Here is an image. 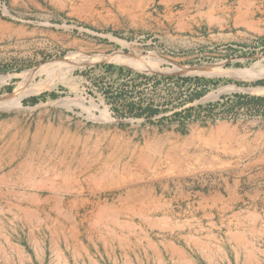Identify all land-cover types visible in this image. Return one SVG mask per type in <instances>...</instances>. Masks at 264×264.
<instances>
[{
	"label": "rangeland",
	"instance_id": "obj_1",
	"mask_svg": "<svg viewBox=\"0 0 264 264\" xmlns=\"http://www.w3.org/2000/svg\"><path fill=\"white\" fill-rule=\"evenodd\" d=\"M0 1L5 6L0 8V74L10 75L6 82L0 83V98L7 94L0 102V114H5L0 115V165L11 153L25 154L31 163L44 170L48 184L44 196L49 198L39 211L44 222L34 226L19 223L18 210L7 208L2 202L1 224L10 237L25 244L33 231L46 244L56 241L65 258L95 254L102 264H114L111 259L114 252L118 256L122 251H114L113 246H126L133 236L140 245L135 250L140 264H152L155 257L152 249L147 248L146 239L158 243L167 238L181 248L182 255L171 259L158 244V255L163 256L165 264H208L213 255L216 264H226L228 260L241 264L242 257H227L226 252L211 250L207 245L196 249L183 240L181 235L192 228L181 222L196 214H183L179 189L183 180H189L197 172L198 140L202 143L200 132L205 127L218 122L233 125L236 133L231 153L238 164L256 152L252 130L264 121L262 114L244 106L230 111L233 103L230 99L236 92L264 95L252 91L264 86L221 81L184 106L215 100L222 103L208 114L202 110L197 117L192 112L180 127L171 112L182 108L176 102L178 98L184 99L182 92H187L188 81L173 78L152 82L140 74L197 75L250 83L264 77V40L251 38L246 43L219 44L202 34L191 38L170 34L172 27L163 24L165 0ZM179 5V2L172 4L175 8ZM110 54L126 56L131 62L100 57ZM109 63L122 66L131 74L102 66ZM64 64L68 67L60 69L58 76L54 74L52 88L12 94L22 92L32 83L47 81L46 72L38 73L42 67ZM192 65L213 66H202L197 73L179 72L182 69L179 66ZM109 86L130 89L133 94L163 102V109L156 116L168 117L150 123L141 117L120 116L104 100L103 89ZM51 91L56 97L46 95L35 103L28 102L31 96ZM217 126L219 132L225 130L222 125ZM11 137L25 138V145L3 140ZM50 184H57L55 188L63 185L60 209L49 206L53 201L48 191L52 188ZM95 202L109 207L101 211L102 220L108 223L85 221L70 226L48 219L70 216V203L80 207L78 217L89 219ZM74 214L73 209L71 215ZM166 214L170 219H166ZM132 219L137 223L128 222ZM74 238L86 249L78 245L70 247ZM106 241L112 246L109 259L104 255L100 258L92 247L94 242L104 245L102 242ZM254 261L259 262L260 258ZM248 262L246 259L244 264ZM84 263L87 264L86 258Z\"/></svg>",
	"mask_w": 264,
	"mask_h": 264
},
{
	"label": "crops",
	"instance_id": "obj_2",
	"mask_svg": "<svg viewBox=\"0 0 264 264\" xmlns=\"http://www.w3.org/2000/svg\"><path fill=\"white\" fill-rule=\"evenodd\" d=\"M165 1L167 4L163 24L172 27L170 34L175 36L191 38L194 34H202L219 44L246 43L251 38L264 40L263 0ZM176 2L180 3V7L172 6ZM217 124L222 125L225 130L219 132ZM252 132L254 137L251 141L256 142V152L246 158L243 164L240 162L238 164V160L231 153L234 150L236 133L231 123L218 122L201 130L203 140L202 143L200 139L198 140L197 172L194 176H189V180H183L179 189L181 211L183 214L196 216L182 220L183 226L186 224L192 229L181 237L196 249L207 245L211 250L226 252L227 257L228 255L242 257L244 261L241 264H244L246 259H249L248 264H257L258 261L254 259L258 257L260 258L258 263L264 264V121L255 126ZM225 133H228V137ZM259 133L260 136H257ZM3 140L8 144L14 142L15 145L20 141L19 144L23 146L26 139L11 137ZM10 155V158L0 165V208L4 202L7 208L18 210L20 215L16 218L19 223L40 225L44 219L39 216V211L46 203L44 170L40 169L39 164L31 163L23 153ZM8 156L9 154H6L5 157ZM50 185L52 188L48 191H51L53 201L49 206L60 209L63 207L61 190L55 188V184ZM99 206L101 205L96 204L92 207L89 219L86 217L81 219L76 215L77 209L80 208L77 204H69L70 216L67 218L48 219L52 223L70 226L82 225L85 221L87 224H103L107 221L102 220L104 216L101 211L109 207ZM73 209L75 214L71 215ZM166 219H170L168 214ZM128 222L137 223L134 219ZM1 223L0 219V264H85V258L87 264H102L95 254L87 253V256L76 254L71 259L65 258L56 241H48L46 244L33 231L28 234L25 244H22L13 240ZM137 241L138 239L133 236L132 239H128L126 246L124 244L113 246L114 251H122L118 256L113 251V258L109 252L112 248L110 242H102L104 245L94 242L92 247L100 258L103 255L107 256L114 264H140L135 254V250L140 248ZM146 244L147 248L152 249L155 257L152 264L166 263L163 256L158 255L156 248L158 244L171 259H178L182 255L181 248L167 238L159 240L158 243L146 239ZM69 245L70 247L78 245L86 249L77 238ZM215 258L213 255L211 263H207H218ZM238 263L236 260L233 262L228 260L226 264Z\"/></svg>",
	"mask_w": 264,
	"mask_h": 264
},
{
	"label": "trees",
	"instance_id": "obj_3",
	"mask_svg": "<svg viewBox=\"0 0 264 264\" xmlns=\"http://www.w3.org/2000/svg\"><path fill=\"white\" fill-rule=\"evenodd\" d=\"M106 70H109L110 68L114 67L118 71H124L125 69L122 66H115L111 63L109 64H103L102 65ZM126 72H130L129 70H125ZM141 77H144L146 79H151L152 82H156L160 79H177L181 80L182 82H187L186 84V91L182 92L184 99H180L178 102H176L180 108L179 110H174L171 112L172 116L177 117V121L180 124V127L183 125V123L186 120L190 119L191 113L196 112L197 117L200 115L201 111L204 110L208 113L213 111V108L215 106H218L220 103H222L220 100H215L213 102H207L206 104H196V105H187L184 106L186 103L192 102L195 99L200 98L203 96L208 89H210L213 86L218 85L219 82H234L238 85H262L264 86V77L261 79H257L253 82H244V81H237L233 79H227V78H207L203 76H180V75H151L147 76L144 74H140ZM104 92V100L107 103H111L114 110L117 111V113L120 116H131L135 118H144L147 122H154L161 121L163 118L168 117L165 115H159L161 113L163 102L155 100V98H145L143 96H140L138 94H133L132 90L119 88H111L105 87L103 89ZM180 94V93H179ZM46 95L50 97H56V93L51 92H45L43 94H40L38 96H31L28 99V102L35 103L38 100L44 98ZM226 96H220L221 99H224ZM229 98V97H227ZM233 101L230 107V111H233L234 109H238V107H245L247 109H253L256 112H259L262 114V117L264 119V96L262 95H249V94H242V93H233L232 97L230 99ZM167 103V102H166ZM0 115H5L4 113ZM154 117V118H153ZM181 117V118H179ZM197 117L195 119H197ZM119 125H122V123H119Z\"/></svg>",
	"mask_w": 264,
	"mask_h": 264
},
{
	"label": "bare ground",
	"instance_id": "obj_4",
	"mask_svg": "<svg viewBox=\"0 0 264 264\" xmlns=\"http://www.w3.org/2000/svg\"><path fill=\"white\" fill-rule=\"evenodd\" d=\"M91 57V56H90ZM100 57H101V59H108V60H114V61H116V62H127V63H130L131 62V60H129L126 56H121V55H119V54H110V55H100ZM96 58H99V57H96ZM95 59V58H94ZM91 60V59H90ZM61 62H64V60H60ZM92 61V60H91ZM94 61V60H93ZM134 61V60H133ZM137 61V60H136ZM64 66H66V67H68L67 65H63V66H61V65H47V66H45V67H42L41 68V70L38 72V73H41L42 71H44V72H46L47 73V76H48V78L50 79H52L55 75L54 74H56L57 76H58V74H60V69H62ZM206 67V66H205ZM182 70V69H181ZM200 70H201V68H200ZM200 70H197V71H199L200 72ZM204 70V69H203ZM68 72V71H67ZM207 72V71H206ZM228 72V71H227ZM204 73V72H203ZM234 73H232V75H233ZM10 78V75H8V74H0V83H4V82H6L8 79ZM58 78V77H57ZM47 80V81H45V82H39V83H32V85L30 86V87H26L25 89H23L22 90V92H18V91H14L12 94L15 96H18V94L19 95H21V94H27V93H34V92H37V91H40V90H43V89H46V88H52V82H53V79H52V81H50V80ZM61 79L63 80V77H61ZM43 80V79H42ZM60 80V79H59ZM66 80H68V79H66ZM72 82V81H71ZM70 83V82H69ZM56 84V83H55ZM62 84V83H61ZM54 86V85H53ZM252 91H255V92H258V93H264V88H258V87H256V88H253L252 89ZM9 94V93H8ZM7 95V94H6ZM6 95H3L1 98H0V102H1V100L6 96ZM0 107H1V105H0ZM64 162V161H63ZM85 166V165H84ZM100 168V167H99ZM63 169H64V167H63ZM89 169V168H88ZM55 170V169H54ZM85 170H87L86 168H85ZM85 170H83V171H85ZM98 171V170H97ZM96 172V171H95ZM87 174V173H86ZM91 175V174H90ZM86 176V175H85ZM61 177V176H60ZM93 177V176H92ZM87 178H89V181L91 180V178L90 177H88L87 176ZM87 178H85L86 180H87ZM50 180V179H49ZM88 181V182H89ZM95 181V180H94ZM46 182V181H45ZM51 182H53V181H51ZM66 182V181H65ZM91 183V182H90ZM60 184V183H59ZM83 184V183H82ZM86 184V183H85ZM93 184V183H92ZM91 184V185H92ZM41 185V184H40ZM48 185V184H47ZM46 185V186H47ZM53 185V184H52ZM57 184H55V186H56ZM67 185V184H66ZM87 185V184H86ZM54 186V187H55ZM59 186V185H58ZM43 187H45V186H43ZM50 187V186H49ZM60 187V186H59ZM62 188H63V185L61 186ZM60 187V188H61ZM93 187V186H92ZM39 188V187H38ZM48 188V187H47ZM46 188V189H47ZM40 190H41V188H39ZM58 189V188H57ZM67 189V188H66ZM50 190V189H49ZM53 190V189H52ZM61 191H63V189L61 190ZM49 192H51V191H49ZM56 192H57V190H56ZM83 192V191H82ZM56 196V195H55ZM59 196V195H58ZM29 197V196H28ZM45 197H47V196H45ZM44 197V198H45ZM48 198V197H47ZM46 198V199H47ZM56 199H58L57 197H55ZM74 198V197H73ZM127 199H129V198H127ZM37 200V199H36ZM44 200V199H43ZM48 200V199H47ZM53 200V199H52ZM66 200V199H65ZM81 200H83V199H81ZM70 202V201H69ZM86 202V201H85ZM72 203V202H71ZM70 203V204H71ZM94 204V203H93ZM95 204H96V202H95ZM109 205V204H108ZM103 205H101V206H99V208H101ZM18 207V206H17ZM55 207V206H54ZM105 207V206H104ZM36 213V212H35ZM99 214V212L97 213V215ZM26 215V214H25ZM63 215V214H62ZM96 215V216H97ZM32 216V215H31ZM35 216V215H34ZM94 216H95V214H94ZM100 217L99 218H101L102 216H101V214L99 215ZM25 218V217H24ZM95 218V217H94ZM29 221V220H28ZM96 223V222H95ZM78 240V239H77ZM74 243V242H73Z\"/></svg>",
	"mask_w": 264,
	"mask_h": 264
},
{
	"label": "water",
	"instance_id": "obj_5",
	"mask_svg": "<svg viewBox=\"0 0 264 264\" xmlns=\"http://www.w3.org/2000/svg\"><path fill=\"white\" fill-rule=\"evenodd\" d=\"M202 66H213V65H192V66H179L180 68H182V70H179V72L181 73H197V70H200V68ZM264 96V95H262Z\"/></svg>",
	"mask_w": 264,
	"mask_h": 264
},
{
	"label": "built area",
	"instance_id": "obj_6",
	"mask_svg": "<svg viewBox=\"0 0 264 264\" xmlns=\"http://www.w3.org/2000/svg\"><path fill=\"white\" fill-rule=\"evenodd\" d=\"M5 6H4V3L0 1V8L3 9ZM5 9V8H4Z\"/></svg>",
	"mask_w": 264,
	"mask_h": 264
}]
</instances>
